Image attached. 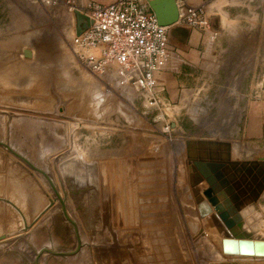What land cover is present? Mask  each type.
I'll use <instances>...</instances> for the list:
<instances>
[{"label":"rangeland","instance_id":"obj_1","mask_svg":"<svg viewBox=\"0 0 264 264\" xmlns=\"http://www.w3.org/2000/svg\"><path fill=\"white\" fill-rule=\"evenodd\" d=\"M49 6L48 27L0 37V264H264L225 255L199 216L186 142L209 131L88 71L76 12ZM260 200L244 212L249 237Z\"/></svg>","mask_w":264,"mask_h":264},{"label":"crops","instance_id":"obj_2","mask_svg":"<svg viewBox=\"0 0 264 264\" xmlns=\"http://www.w3.org/2000/svg\"><path fill=\"white\" fill-rule=\"evenodd\" d=\"M52 1L55 8L86 14L117 0ZM187 3L205 12L218 36L211 40L208 34L180 22L169 27V44L175 54L168 69L156 77L160 106L189 116L195 127L209 131L208 136L192 140L231 143L233 161L264 159V0ZM49 5L46 0H0V37L7 36L6 43L12 45L23 42L18 38L28 37L30 29L48 27ZM237 140L254 146L246 150ZM224 152L213 150L219 161ZM253 154L257 157H243Z\"/></svg>","mask_w":264,"mask_h":264},{"label":"built area","instance_id":"obj_3","mask_svg":"<svg viewBox=\"0 0 264 264\" xmlns=\"http://www.w3.org/2000/svg\"><path fill=\"white\" fill-rule=\"evenodd\" d=\"M187 1H177L179 22L216 39L218 33L205 12ZM85 15L91 24L72 41L77 61L94 75L111 77L121 87L142 93L147 107L161 112L156 77L168 69L175 54L169 44V27L159 24L147 0H117L95 6Z\"/></svg>","mask_w":264,"mask_h":264},{"label":"water","instance_id":"obj_4","mask_svg":"<svg viewBox=\"0 0 264 264\" xmlns=\"http://www.w3.org/2000/svg\"><path fill=\"white\" fill-rule=\"evenodd\" d=\"M161 26L170 27L179 22L176 0H147ZM77 15V32L80 36L91 21L80 11ZM187 157L191 167L190 185L199 216L210 218L223 234V251L226 255L263 256L264 228L250 236L249 240L234 239L230 231L244 220L246 207L259 202L264 194V159L233 161L229 142L188 140ZM225 152L219 161L213 150ZM210 150L212 152H207ZM207 184L202 190L201 185Z\"/></svg>","mask_w":264,"mask_h":264},{"label":"bare ground","instance_id":"obj_5","mask_svg":"<svg viewBox=\"0 0 264 264\" xmlns=\"http://www.w3.org/2000/svg\"><path fill=\"white\" fill-rule=\"evenodd\" d=\"M108 78H110V77H108ZM111 79H113V78H111ZM114 80V79H113ZM120 86V85H119ZM204 185L205 184H203V185H201V189L202 190H204ZM245 219V218H244ZM243 222H244V220H243ZM243 222L241 223V224H239L238 226H236V228H234V229H232L231 231H230V234H231V236H232V238H234V239H244V240H249L250 239V237L249 236H247L246 234H245V232L243 231V228H242V224H243ZM48 252H52L53 253V251H48ZM224 252V251H223ZM226 255V254H225ZM79 256V255H78ZM232 256H242V255H232ZM253 257H255L256 255H252ZM256 257H263V256H256ZM78 258V257H77ZM264 258V257H263Z\"/></svg>","mask_w":264,"mask_h":264}]
</instances>
